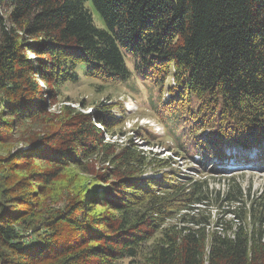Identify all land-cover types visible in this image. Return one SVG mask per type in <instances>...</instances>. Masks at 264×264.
<instances>
[{
	"label": "trees",
	"instance_id": "obj_1",
	"mask_svg": "<svg viewBox=\"0 0 264 264\" xmlns=\"http://www.w3.org/2000/svg\"><path fill=\"white\" fill-rule=\"evenodd\" d=\"M33 75L50 84V99L83 80L98 93L135 82L157 92L147 95L149 111L167 125L172 152L154 159L132 141L102 143L126 124L122 104L108 97L87 119L9 156L11 170L47 168L16 180L12 196L0 190V264H133L174 216L178 224L147 247L151 264H264V189L253 195L233 182L222 195L203 179L234 164L227 149L264 174V0H0V139L44 114ZM184 133L186 142L177 138ZM96 148L109 165L101 183L39 214L63 166L83 168ZM191 148L209 166L198 179L171 160ZM22 222L40 230L23 234Z\"/></svg>",
	"mask_w": 264,
	"mask_h": 264
},
{
	"label": "rangeland",
	"instance_id": "obj_2",
	"mask_svg": "<svg viewBox=\"0 0 264 264\" xmlns=\"http://www.w3.org/2000/svg\"><path fill=\"white\" fill-rule=\"evenodd\" d=\"M95 23L98 27L103 28V24L95 15ZM23 56L29 59H34V54H32L29 49H25ZM33 82L38 86L35 89L36 96L43 99L44 109L42 110L44 114L36 116L31 121H27L21 124L17 130L8 137V139H0V190L6 193L7 197L12 196L13 192L11 189L14 186V182L35 169H45L47 166H39L38 162H31L30 169L27 172H20L22 169L11 170L6 164V159L17 153L20 150H30L39 146L35 142L43 137L48 136L50 133L56 131L58 128L68 127L73 120H85L87 119L89 113L94 111L93 104L99 105L100 103L105 104L107 98L112 99L113 102H119L122 104L123 108L128 111L126 116V124L123 125L120 131H115L114 134L109 133L103 136L102 143L110 145L121 146L126 142L132 141L136 145L137 149L148 153L154 159H165L170 157L172 150L167 147V144L171 143L170 138H168V130L166 124H161L160 120L149 111L151 108L147 95L151 93L157 94V92L150 91L149 88L141 91V86L139 83H133L129 86H123L122 84H115L112 86H106L101 88L98 93L96 87L90 85L89 81L83 80L79 84L69 86L64 89V96L55 99H50L46 92L50 89V84L43 81L42 76L33 75ZM164 99H168L166 93L160 94ZM64 98H68L66 101ZM85 102V105L80 101ZM158 102V101H157ZM110 103V102H109ZM144 119V120H143ZM150 122V125L144 127L145 123ZM65 124V125H64ZM161 124V125H160ZM189 125V124H188ZM100 128L99 125H96ZM141 127L144 129L142 130ZM142 131L145 134L147 141H137V133ZM154 132L156 135L153 138L149 137L148 133ZM16 133V134H15ZM142 135V134H141ZM177 138L180 141L186 142L189 140V135L186 133L178 134ZM32 143H35L32 145ZM151 144V145H150ZM96 150L86 153L85 157L81 160L85 164L83 168L79 165H74L72 163H66L61 169L60 177L51 185L48 186L46 193L39 198L40 210L37 211L43 216H47L49 212L57 209H64L82 194V192L89 185H98L101 183L99 175L106 174V169L108 168V163L106 157H101L102 152ZM198 149L191 148L190 152L194 153ZM232 150L228 154L234 156L235 151ZM190 156L192 154L185 155L183 158L176 157V155L171 156V160L177 163L174 168L180 172L182 175L191 176L195 178H200L201 173H195L193 168H197L204 171L206 170L201 165L194 163ZM200 160L201 157L199 156ZM241 163V162H240ZM27 168L26 166L23 169ZM48 169L50 167L48 166ZM243 170H237L231 172L229 175H212L211 177H203L207 179L210 184L211 189L221 192L223 195L227 190L229 184L235 182L242 189L250 191L251 194H257L264 189V175L263 174H253L251 172ZM106 172V173H105ZM249 172V173H247ZM110 174V173H109ZM152 173H150L151 176ZM229 179L233 181L229 182ZM33 186V185H32ZM34 189L35 186H33ZM95 209L104 210V207H96ZM222 215V214H221ZM219 216L218 211H212V217L216 219ZM178 224L177 216L170 217L164 224L158 229V231L149 239V241L140 249L139 255L135 259L133 264H151L148 255V245L156 242L162 237V233L165 229L171 228ZM40 227L35 228L29 227L28 224L24 222L18 224V230L23 234H33ZM32 237H29L31 239ZM129 260H124L125 264H129Z\"/></svg>",
	"mask_w": 264,
	"mask_h": 264
}]
</instances>
